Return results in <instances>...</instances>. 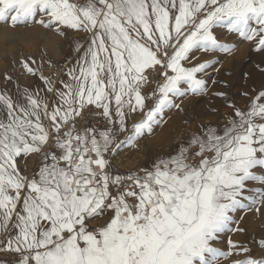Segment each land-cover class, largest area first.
Returning <instances> with one entry per match:
<instances>
[{
    "label": "snow or ice",
    "instance_id": "obj_1",
    "mask_svg": "<svg viewBox=\"0 0 264 264\" xmlns=\"http://www.w3.org/2000/svg\"><path fill=\"white\" fill-rule=\"evenodd\" d=\"M0 23L89 34L61 87L40 76L50 99L0 92V252L10 264H264L231 239L214 246L242 231L232 227L238 210L264 203V90L243 109L229 102L222 126H201L138 173L116 174L110 162L179 107L175 98L207 90L219 58L193 63L191 53L236 48L214 28L264 52V0H0ZM89 106L102 110L103 129L76 127ZM132 113L142 117L129 127ZM29 157L38 167L22 170Z\"/></svg>",
    "mask_w": 264,
    "mask_h": 264
},
{
    "label": "rangeland",
    "instance_id": "obj_2",
    "mask_svg": "<svg viewBox=\"0 0 264 264\" xmlns=\"http://www.w3.org/2000/svg\"><path fill=\"white\" fill-rule=\"evenodd\" d=\"M30 28L33 33L25 34L28 29L31 30ZM213 31L221 43L235 44L236 48L230 55L204 53L198 50L191 53L196 57L193 63L219 58L220 62L210 67L204 77L207 81V90L201 95L188 94L175 98L174 102L179 107L165 110L160 123L153 127L150 134L139 138L134 146L121 147L110 161L112 167L125 168L126 174L134 173L135 169L140 171L149 167L159 157L175 154L181 145H187L193 133L199 132L201 126H222L226 115L232 112L229 102L243 109L249 104L250 97L264 90V71L259 67L264 66V52L256 51L252 42L243 40L236 33L228 32L226 27H216ZM64 32L65 35H59L54 30L36 23L18 26L0 23V92H6L16 98L22 96L23 91L27 89L30 92L40 91L42 96L46 95L50 99L51 94L46 93L44 81L40 76L61 87L58 82L66 79V75L59 78L57 73L60 71L66 73L67 68L75 63L79 53L74 49L77 43L86 46L89 35L70 29H64ZM22 62L29 63L36 69L37 74L28 73ZM160 71L157 68V73L152 77L153 81L159 79ZM152 87L154 83L149 84L144 91L147 93ZM219 92L226 93L227 99L216 95ZM148 103L151 105V101ZM101 111L93 106L86 107L81 116L76 118V122L86 115L88 119L97 122L106 121L99 114ZM141 117V113L130 114L129 127L133 121ZM106 124L107 121L104 125ZM125 135L126 133L118 135L117 142L123 140ZM129 150L131 151L127 153ZM34 160L35 157H29L27 161L21 158L18 165L22 170L27 165L28 170ZM249 187L255 188L260 185L250 183ZM234 220L232 227L242 231L225 233L214 246L226 250L227 241L231 239L238 244L247 245L257 258L264 255V249L257 243L264 238V203L250 209L238 210L234 214ZM238 258L242 257L222 259L220 264H230L232 259ZM10 262H13V255L0 252V264Z\"/></svg>",
    "mask_w": 264,
    "mask_h": 264
},
{
    "label": "built area",
    "instance_id": "obj_3",
    "mask_svg": "<svg viewBox=\"0 0 264 264\" xmlns=\"http://www.w3.org/2000/svg\"><path fill=\"white\" fill-rule=\"evenodd\" d=\"M57 76L59 77V78H62V77H64L65 76V73L62 71H60V72H58L57 73ZM106 123V121H102V122H97V121H95V120H92L91 118H87V115L85 116V117H83V118H80V119H78L77 120V122H76V127L77 128H84V127H100V129H103L106 125H104ZM186 130V129H185ZM36 167H38V165H37V163H36V160H34L32 163H31V165H30V167H29V169H28V171H31L32 169H34V168H36ZM115 168V173L116 174H120V175H127L126 173H127V170L125 169V168H121V167H114ZM139 171H137L136 169H135V171H134V173H138Z\"/></svg>",
    "mask_w": 264,
    "mask_h": 264
},
{
    "label": "bare ground",
    "instance_id": "obj_4",
    "mask_svg": "<svg viewBox=\"0 0 264 264\" xmlns=\"http://www.w3.org/2000/svg\"><path fill=\"white\" fill-rule=\"evenodd\" d=\"M30 29H31V28H30ZM6 30H8V29H6ZM6 30H5V31H6ZM34 31H36V30H34ZM39 31H40V30H39ZM31 33H33L32 29H31V30L28 29V30L25 32V34H27V35H28V34L30 35ZM41 34H42V33H41ZM24 37H25V36H24ZM27 37H28V36H27ZM20 40H21V39H20ZM120 162H121V161H120Z\"/></svg>",
    "mask_w": 264,
    "mask_h": 264
},
{
    "label": "crops",
    "instance_id": "obj_5",
    "mask_svg": "<svg viewBox=\"0 0 264 264\" xmlns=\"http://www.w3.org/2000/svg\"><path fill=\"white\" fill-rule=\"evenodd\" d=\"M122 137H120V139H121ZM116 141H117V138H116ZM131 150H129V151H127V153H129ZM113 157H111V159H112ZM111 159H110V161H111ZM113 168V170H114V167H112ZM97 222H103V221H97ZM94 223H96V222H94Z\"/></svg>",
    "mask_w": 264,
    "mask_h": 264
}]
</instances>
